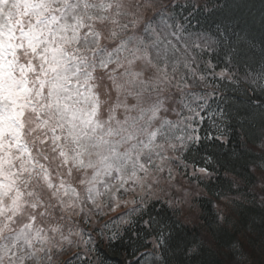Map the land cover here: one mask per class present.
Returning a JSON list of instances; mask_svg holds the SVG:
<instances>
[{"label":"snow or ice","instance_id":"snow-or-ice-1","mask_svg":"<svg viewBox=\"0 0 264 264\" xmlns=\"http://www.w3.org/2000/svg\"><path fill=\"white\" fill-rule=\"evenodd\" d=\"M221 171L205 226L259 205L226 261L254 264L232 257L264 258V0H0V264L126 239L121 264H199L180 206Z\"/></svg>","mask_w":264,"mask_h":264},{"label":"trees","instance_id":"trees-1","mask_svg":"<svg viewBox=\"0 0 264 264\" xmlns=\"http://www.w3.org/2000/svg\"><path fill=\"white\" fill-rule=\"evenodd\" d=\"M230 136H233L231 143L224 146L223 152L228 153L233 148L238 147V141L234 137V134L229 132ZM258 155V153L250 154L248 158H241L236 162L235 174H239L247 180V171L245 169V164H250L251 160ZM235 159V158H233ZM229 179L231 176L228 177ZM225 174L223 171L220 173L219 179L213 178L211 181L204 180L203 183L199 185V195L194 197V205L197 207V221L190 224L186 221L182 227V233L187 235L189 239L199 238L201 235L208 234L207 228L205 226V221L210 220L211 216L215 214L216 199L223 197L221 194L230 195L228 191V185L224 183ZM245 181L240 184V191L244 193L248 190V185ZM207 185V187H205ZM235 189L232 190L231 195L235 196ZM163 206L157 205V208ZM165 210H167L165 208ZM259 205H252L250 202L241 201L239 206H235V230H232L231 226L227 232H214L208 234V238L212 240V244H205L204 251L201 255L199 264H226V261L230 258V253L232 251V241L239 237L241 233L249 228V221L251 218L256 216L258 218ZM171 214V213H169ZM181 218V214H180ZM182 219V218H181ZM183 220V219H182ZM127 246V239L125 243L117 244L115 248L106 249L102 247V252L104 254V264H121V261L126 258L125 248ZM257 259L262 258L259 252H256L254 256ZM233 259H238V256L232 257Z\"/></svg>","mask_w":264,"mask_h":264},{"label":"rangeland","instance_id":"rangeland-1","mask_svg":"<svg viewBox=\"0 0 264 264\" xmlns=\"http://www.w3.org/2000/svg\"><path fill=\"white\" fill-rule=\"evenodd\" d=\"M199 188L200 187H197V184L196 182L194 181L192 186H191V190L193 192L190 200L183 204L181 207V218L183 219L184 217H187V221L192 224L193 222L197 221V207L194 205V197L199 195L200 191H199ZM235 198V196H234ZM216 204V203H215ZM234 208L235 206H232V210L234 212ZM238 258L240 259H249V260H252L254 261V264H260L261 260L264 259V258H256V257H246V256H239L238 255Z\"/></svg>","mask_w":264,"mask_h":264}]
</instances>
